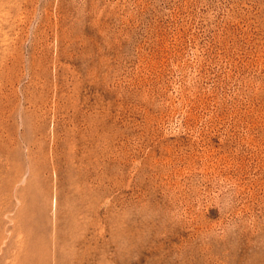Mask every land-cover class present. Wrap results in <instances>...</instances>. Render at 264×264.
<instances>
[{
	"label": "rangeland",
	"instance_id": "1",
	"mask_svg": "<svg viewBox=\"0 0 264 264\" xmlns=\"http://www.w3.org/2000/svg\"><path fill=\"white\" fill-rule=\"evenodd\" d=\"M0 264H264V0H0Z\"/></svg>",
	"mask_w": 264,
	"mask_h": 264
}]
</instances>
